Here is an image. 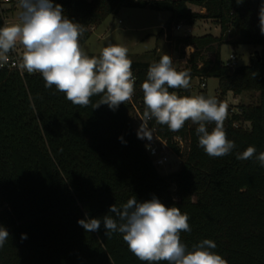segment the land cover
<instances>
[{
	"label": "trees",
	"instance_id": "16d2710c",
	"mask_svg": "<svg viewBox=\"0 0 264 264\" xmlns=\"http://www.w3.org/2000/svg\"><path fill=\"white\" fill-rule=\"evenodd\" d=\"M264 0H57L63 15L83 25V46L93 29L125 6H151L171 13L167 33L200 20L220 26V36L184 35L177 49L193 47L188 60L191 79L217 78L219 97L256 93L255 104L240 105L241 114L227 116L224 128L236 147L213 158L198 146L196 128L188 121L178 132L150 120L159 137L181 161L178 171L161 175L134 128L128 101L115 111L107 105H73L55 86L45 88L39 73L0 68V226L9 237L0 248V264H147L129 251L122 234L106 236L102 218L133 196L143 202L158 198L189 217L190 232L181 233L189 250L204 239L228 264H264V167L255 156L237 160L249 146L264 152V35L259 10ZM192 6L205 11H194ZM0 13V27H5ZM163 32V31H162ZM171 37V36H170ZM172 38V37H171ZM252 45L260 56L248 66L231 69L221 48ZM182 52V53H183ZM213 54L214 59H206ZM157 59V62H159ZM156 62V63H157ZM151 64L132 61L136 102L143 114L141 84ZM190 96L188 89H170ZM92 103L100 97L93 96ZM233 121L249 122L235 128ZM209 131L214 124H209ZM184 138V151L174 139ZM123 138V141L120 138ZM174 188V189H173ZM114 215V214H112ZM101 219L99 231L86 232L78 220ZM26 234V239H22ZM167 264V262H160Z\"/></svg>",
	"mask_w": 264,
	"mask_h": 264
},
{
	"label": "clouds",
	"instance_id": "9594fccd",
	"mask_svg": "<svg viewBox=\"0 0 264 264\" xmlns=\"http://www.w3.org/2000/svg\"><path fill=\"white\" fill-rule=\"evenodd\" d=\"M243 0H236L237 4ZM17 23L0 27V67L8 61V54L17 46L23 48L19 68L29 74L39 73L45 88L55 86L73 105L99 108L107 105L115 111L130 101L135 93V77L128 49L123 45L109 44L98 56H89L80 44L85 29L63 15L62 6L52 0H19ZM259 27L264 35V3L259 10ZM147 78L141 84L143 92L142 124L137 131L139 139H153L148 121L166 125L172 132L180 131L186 122L198 125V146L213 158L223 157L236 147L227 137L224 122L227 107L215 97L204 95L180 96L170 89H187L190 74L173 67L171 56L164 54L159 62L147 70ZM99 96L96 103L92 97ZM214 124L209 131L208 125ZM123 141V138H120ZM256 157L264 167V152L256 155L254 146L237 153V160ZM114 214V215H112ZM105 234H122V239L140 261L147 264H228L213 251L216 244L204 239L191 250L181 242V233L190 232L189 217L179 207H168L158 198L139 202L136 197L126 203L109 208L103 218ZM86 232L99 231L101 219L78 220ZM9 232L0 226V248H3ZM26 239V234H22Z\"/></svg>",
	"mask_w": 264,
	"mask_h": 264
},
{
	"label": "rangeland",
	"instance_id": "374dc122",
	"mask_svg": "<svg viewBox=\"0 0 264 264\" xmlns=\"http://www.w3.org/2000/svg\"><path fill=\"white\" fill-rule=\"evenodd\" d=\"M52 3L57 4V0H52ZM192 9L205 11L197 6H192ZM19 11V0L0 4V13L4 16L7 26L18 22ZM170 16V11L157 10L151 6H125L117 14L109 16L101 25L93 29L90 39L82 48L91 57L98 56L101 50L109 44L123 45L128 49L131 61L149 64L156 63L158 58L167 54L173 59V67L178 71H187L188 60L194 52V48L187 47L184 52L177 49L175 38L184 35L203 36L206 34L220 36L221 29L216 23L207 19L196 22L190 29L186 25L180 30L175 27L170 34L167 33L165 27ZM260 51V47L252 45L243 44L234 47L231 44H225L221 48L220 56L221 60L226 63L231 55H236L237 67L248 66L256 53L260 56ZM206 59L213 60L214 55L207 54ZM200 83L201 80L198 76L190 80L191 96L201 95ZM207 85L208 96L218 97L220 94L219 80L209 78ZM257 97L256 93L236 96L233 93H228L227 101L231 107H239L242 104H255ZM153 141L161 147L162 153L168 158V162L164 166L158 167L159 173L169 175L178 171L182 161L180 157L171 149L163 146L157 139L153 138Z\"/></svg>",
	"mask_w": 264,
	"mask_h": 264
},
{
	"label": "built area",
	"instance_id": "2783aa9c",
	"mask_svg": "<svg viewBox=\"0 0 264 264\" xmlns=\"http://www.w3.org/2000/svg\"><path fill=\"white\" fill-rule=\"evenodd\" d=\"M10 2H12V0H0V4L1 3H10ZM183 26H185V24L181 23V24L176 26V29L180 30V29L183 28ZM187 27L189 29L191 28L190 26H187ZM22 53H23V48L18 45L15 50L11 51L8 54V57H9L8 61L6 63H3V67H0V68H7L9 70H14V71L19 72L21 75L29 74L26 71H22L19 68V66H18L19 63H20V60H21ZM225 64H226V66L230 67L231 69H235L237 67V57H236V55H231L229 60ZM133 75L135 77V83H136L137 77H136L134 72H133ZM200 80H201V83H200L201 95H204L205 97H208V93H207L208 85L206 83V80L204 78H201ZM187 89L190 90L191 86H190V88L188 87ZM215 98L219 102H222L223 104L226 105V107H227V116H229L230 118L233 115L241 114V110L239 109V107H231L230 106V104L227 101V97L224 100H221L219 96L215 97ZM129 102L133 106V110H134V128H135V131L137 133L140 125L142 124V120L141 119L143 117V114L141 113L140 108H139V106H138V104L136 102L135 93H134L132 99ZM232 124H233V126L235 128H244V129H249L250 128V123L249 122L233 121ZM148 128L150 130H152L154 139H157L158 141H160V143L163 146L169 148L168 145L166 144V142L163 141L159 137L156 128L152 127L150 125V120L148 121ZM143 141H144L146 150L148 152V155H149L150 159L152 160L153 165L155 167H157V168L161 167V166H164L168 162V158H167V156L165 154L162 153L161 147L158 146L157 144H155L153 139L151 141H149L147 139H143ZM174 142L176 143V146L180 149V151H184L185 150L186 142H185L183 137H181V136L176 137L174 139ZM5 208H6L5 206L3 207V206L0 205V212L3 211V209H5Z\"/></svg>",
	"mask_w": 264,
	"mask_h": 264
},
{
	"label": "crops",
	"instance_id": "0c3cea01",
	"mask_svg": "<svg viewBox=\"0 0 264 264\" xmlns=\"http://www.w3.org/2000/svg\"><path fill=\"white\" fill-rule=\"evenodd\" d=\"M5 22H6V20H5ZM6 26H7V23H6ZM205 80H206V83L208 84V78ZM189 88H190V86H189ZM190 92H191V89H190ZM190 96H191V94H190Z\"/></svg>",
	"mask_w": 264,
	"mask_h": 264
}]
</instances>
